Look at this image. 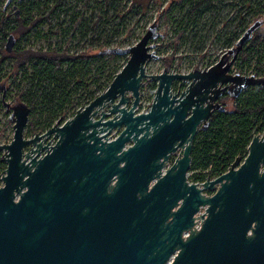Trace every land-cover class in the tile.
I'll return each instance as SVG.
<instances>
[{"label":"water","instance_id":"water-1","mask_svg":"<svg viewBox=\"0 0 264 264\" xmlns=\"http://www.w3.org/2000/svg\"><path fill=\"white\" fill-rule=\"evenodd\" d=\"M262 23L208 68L148 74L159 57L153 22L135 44L113 48L127 62L72 117L26 137L30 107L13 106V138L0 144V264H264V133L222 174L188 180L194 139L224 106L222 86L233 97L264 86L230 72ZM15 41L10 34L7 51ZM144 78L157 87L150 110L137 112ZM176 81L187 87L174 91Z\"/></svg>","mask_w":264,"mask_h":264},{"label":"rangeland","instance_id":"rangeland-1","mask_svg":"<svg viewBox=\"0 0 264 264\" xmlns=\"http://www.w3.org/2000/svg\"><path fill=\"white\" fill-rule=\"evenodd\" d=\"M6 1L0 0V9L6 8L7 20H12L17 10L18 14L22 13L21 0H10L7 4ZM29 1L25 0V2ZM261 6H264V0H250V2L248 0H211L210 2L205 0H149L146 7L139 0H91L89 7H85V0H70L66 8L54 12L51 15V21H43L30 36H17L13 48L31 46L33 49H46L50 46L63 47L68 44L71 52H79L89 44L94 47L100 44L98 48L104 43L109 48L127 47L138 42L146 33L149 25L156 21L159 31L167 32L171 38L178 29L185 28V39L179 45L177 52L161 39V34L153 39L154 48L159 57L147 63L146 72L148 74L162 72L166 67L163 58L172 54H175V60L168 68L169 71L189 72L195 68L204 69L216 63L224 52L236 45L238 39L254 21L258 19L263 21L254 33L262 26L264 27V14L254 16ZM80 12L83 13V22L79 29L74 30L72 28L73 19ZM51 29H59V32L52 33ZM38 31L41 32L40 36L37 35ZM8 36L9 33L4 39L3 35H0V50L5 48ZM248 44L249 41L244 44L243 49ZM240 54L241 52L233 62L230 72L249 74L254 70H264V44L261 46V51L251 59L243 60ZM2 55L5 59L0 61V142L3 140L10 142L13 137V134L11 136L13 123L10 115L12 107L20 103L17 101L19 85L22 84L25 88V96L21 102L28 101L27 99L35 94L37 86H34L33 81L27 80L22 72L8 75L13 58L7 57L3 52ZM118 56L108 67L110 71H113L114 67L121 68L128 57L127 55ZM26 67L32 74V62L28 61ZM107 79L105 76V80ZM147 79L149 78L142 80L141 95L144 100L152 103L157 82L147 81ZM90 88H94V85L92 84ZM105 89L99 91L98 95ZM61 92V89L58 90L55 96L50 92L53 100L49 103L48 109L58 104L54 112V123L62 121L61 112L68 104L59 105L61 102H58L57 98ZM87 99L88 90L84 86H79L72 91L69 100H75L77 102L75 107L79 108L89 103L86 102ZM47 114L48 110H45L39 118L43 125ZM72 114L75 113L70 112L64 118L66 119L68 115L73 116ZM44 127L45 129L39 131L40 133L45 132L50 126L45 124ZM27 130L28 126L25 129L26 137L34 136V133H28ZM5 167L6 165L4 169ZM2 171L3 169L0 175ZM192 172L193 170H189L188 175L191 176ZM1 184L2 181L0 186Z\"/></svg>","mask_w":264,"mask_h":264},{"label":"trees","instance_id":"trees-1","mask_svg":"<svg viewBox=\"0 0 264 264\" xmlns=\"http://www.w3.org/2000/svg\"><path fill=\"white\" fill-rule=\"evenodd\" d=\"M69 1L30 0L25 2V0H21L20 8L23 11L21 14H18V10L15 11L12 20H7L5 17L6 8L2 7L0 9V35H3L4 39L8 33L9 35L14 34L15 37L30 36L43 21L50 22L54 12L66 8ZM90 1L85 0V7H89ZM139 1L146 7L149 0ZM205 1L210 2L211 0ZM263 14L264 6H261L254 16L258 17ZM82 22L83 13L80 12L73 19L72 28L79 29ZM51 31L58 33L59 29H51ZM184 32L185 28L182 27L176 31L172 38L168 36L167 32H162L160 37L177 52L179 45L185 39ZM37 35L40 36L41 32L38 31ZM263 44L264 27L262 26L253 34L249 44L241 51L240 57L243 60L253 58L261 51ZM98 46L94 47L89 44L79 52H71L68 44L63 47L50 46L46 49H33L31 46H24L23 48H13L10 52H5L2 49L3 54L6 53L7 57L13 58L11 71L8 75L22 72L27 80L33 81L34 86H37L35 94L24 102L30 107L28 133L35 134L43 131L45 124L47 126L54 124V112H56L58 104L53 105L51 109H48V106L58 90L62 91L57 98V101L61 102L59 105L68 103L61 112V119L64 121L65 115L70 112L76 113L78 109L75 107L77 102L69 100L76 87L84 86L88 90L86 102H90L98 95L99 91L108 87L123 66L121 68L114 67V70L110 71L108 67L119 57V54H116L113 48H109L106 43L99 48ZM4 59L2 55L1 60ZM163 59L166 67L170 68L175 60V54L165 56ZM127 60L128 57L125 63ZM28 61L32 62V74L26 67ZM105 76H107V80H105ZM147 81L151 80L147 79ZM92 84L94 88H90ZM153 84L155 85V83ZM19 86L17 101L21 102L25 96V88L22 84ZM50 92L53 93V96ZM223 99L225 108L216 110L211 115L209 123L201 127L194 139L190 170H193V178L196 181H204L207 176L212 178L225 172L236 157L247 155L252 137L258 133H264L263 85H252L238 97H233L227 92ZM45 110H48V114L43 125L39 118L42 117ZM4 165L6 163L2 160L0 152V171L4 170Z\"/></svg>","mask_w":264,"mask_h":264},{"label":"built area","instance_id":"built-area-1","mask_svg":"<svg viewBox=\"0 0 264 264\" xmlns=\"http://www.w3.org/2000/svg\"><path fill=\"white\" fill-rule=\"evenodd\" d=\"M7 3H8V0H7ZM154 22H156V21H154ZM152 24V23H151ZM150 24V25H151ZM149 25V26H150ZM157 30L159 31V29L157 28ZM160 34H161V32H160ZM10 36V35H9ZM9 36L7 37V41H6V45H5V48H3L4 49V51L6 52L7 51V42H8V39H9ZM16 40H17V37H16ZM15 43H16V41H15ZM15 45V44H14ZM1 51V54H0V61H3V60H1V57H2V49L0 50ZM7 52H9V51H7ZM12 63H13V60H12ZM208 68V67H207ZM231 69V68H230ZM176 72V71H175ZM241 73V72H240ZM243 74V73H242ZM245 75H255V76H258V77H264V70H254V71H251L249 74H245ZM174 91H178L176 88L174 89ZM150 105H151V102L150 101H148V100H144V98H143V96L141 95V100H140V103H139V105H138V107H137V112H143V111H149L150 110ZM85 106V105H84ZM11 107V105L9 106V108ZM83 107V106H82ZM139 107H140V109H139ZM80 108V107H79ZM12 111H13V107H12ZM12 113V112H11ZM11 116V115H10ZM70 117H72L71 115H68V117L65 119V120H67L68 118H70ZM64 120V121H65ZM57 122V121H56ZM61 122H63V121H61ZM13 123V122H12ZM13 125V124H12ZM118 133H119V131H117V130H114L111 134H110V136H109V138L110 139H113V138H115L117 135H118ZM12 134L14 135V129H13V131H12V133H11V136H12ZM13 138V137H12ZM12 140V139H11ZM56 141H57V137L56 136H54V135H51L49 138H47L46 140H45V143H48L49 145H53V144H55L56 143ZM4 143H8V142H4V140H3V142H0V144H4ZM46 152L45 151H43L42 152V154L41 155H44ZM182 155V151L181 150H178L176 153H174L172 156H171V158H170V160H169V162H168V166H170V165H172L173 164V162L175 161V159L177 158V157H179V156H181ZM2 173H3V171H2ZM2 173H1V175H2ZM1 175H0V177H1ZM1 180V179H0ZM201 182V181H200ZM204 212V208H201V210L199 211V213H197V215H196V217H197V219H196V227L197 228H199L200 226H201V218L199 217L200 216V214L201 213H203Z\"/></svg>","mask_w":264,"mask_h":264},{"label":"flooded vegetation","instance_id":"flooded-vegetation-1","mask_svg":"<svg viewBox=\"0 0 264 264\" xmlns=\"http://www.w3.org/2000/svg\"><path fill=\"white\" fill-rule=\"evenodd\" d=\"M251 39H252V37H251ZM250 39V40H251ZM249 40V41H250ZM177 84V85H176ZM187 82H184V81H176V82H174V84H173V88L175 89H177V90H183V89H185L186 87H187ZM230 88H231V84H224L223 86H222V91H221V94L219 95V97L216 99V101L217 102H220V103H222L224 106L222 107V109H224L225 108V104H224V97H225V95H226V93L228 92L230 95H231V92H230ZM218 109H221V108H217V109H215V111L216 110H218ZM214 111V112H215ZM193 175H194V172H192L191 173V176H189L188 175V180H189V182H199V181H196V180H194V178H193ZM208 178H211L210 176H207L206 177V179H208ZM213 178V177H212ZM205 179V180H206Z\"/></svg>","mask_w":264,"mask_h":264}]
</instances>
